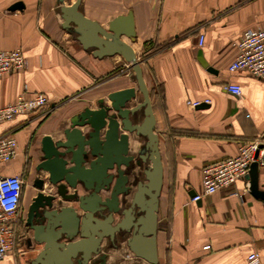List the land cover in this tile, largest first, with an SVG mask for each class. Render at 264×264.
Returning <instances> with one entry per match:
<instances>
[{
  "label": "crops",
  "instance_id": "crops-1",
  "mask_svg": "<svg viewBox=\"0 0 264 264\" xmlns=\"http://www.w3.org/2000/svg\"><path fill=\"white\" fill-rule=\"evenodd\" d=\"M73 1L0 0V51L21 48L26 57L21 71L0 76V107L22 93L30 97L44 92L50 101L47 109L0 123V134L13 132L19 143L17 157L0 163V174L25 178L21 203L27 189H34L17 221L15 251L0 264H31L44 246L34 241L26 223L39 191L34 180L40 175L46 180L44 192L54 191L49 172L38 168L43 138L63 139L72 117L85 108H99L101 99L110 104L108 95L114 91L137 88L134 71L120 54L95 56L63 26L60 7ZM17 3L21 6L11 8ZM80 8L105 28L131 11L135 39H121L141 61L149 91L158 86L163 90V99L153 108L163 163L157 264H264V194L252 191L249 176L192 199L203 190L204 165L237 155L243 142L264 143V80L229 69L243 32L264 27V0H82ZM201 34L204 42L199 45ZM231 83L241 85L239 96L226 89ZM142 99L137 89L129 105ZM128 134L130 153H135L145 138ZM258 185L264 191V165H259ZM254 252L259 256L251 261ZM108 255L107 264H149L125 243Z\"/></svg>",
  "mask_w": 264,
  "mask_h": 264
},
{
  "label": "water",
  "instance_id": "water-1",
  "mask_svg": "<svg viewBox=\"0 0 264 264\" xmlns=\"http://www.w3.org/2000/svg\"><path fill=\"white\" fill-rule=\"evenodd\" d=\"M81 1L60 7L63 26L76 33L82 46L92 48L95 56L120 54L133 69L137 88L114 91L108 95L110 104L101 99L99 108H85L72 117L63 139L43 138L44 155L38 168L49 172L54 191L45 193L46 182L40 179L29 206L26 223L34 241L44 245L31 264H107L108 250L117 247L115 240L123 234H128L124 242L137 258L157 264L163 163L141 61L121 39L123 35L135 39L133 13L115 17L105 28L83 13ZM137 89L143 99L129 105ZM128 133L145 138L136 153H130ZM147 162L151 164L144 167ZM259 165L251 163L247 176L252 191L264 194L258 185ZM132 170L134 182L130 181ZM104 192H108L105 197ZM63 201L75 205H62Z\"/></svg>",
  "mask_w": 264,
  "mask_h": 264
},
{
  "label": "built area",
  "instance_id": "built-area-1",
  "mask_svg": "<svg viewBox=\"0 0 264 264\" xmlns=\"http://www.w3.org/2000/svg\"><path fill=\"white\" fill-rule=\"evenodd\" d=\"M204 42V35L199 37V45ZM238 54L230 63V70H246L264 80V27L248 29L243 32L237 43ZM26 65V57L21 48L11 51H0V76L21 71ZM131 68V67H130ZM226 89L239 96L241 85L231 83ZM49 97L44 92H34L30 97L24 93L14 101L0 107V123L11 120L19 114H30L47 109ZM204 102H210L205 99ZM201 101H194L199 105ZM19 153V143L13 132L0 134V163L11 162ZM264 165V143L257 140L243 142L239 145L238 154L202 167L203 190L192 199L200 200L204 195L220 189L230 188L240 178L246 177L253 162ZM25 178L21 174H0V261L15 251L17 244V221L23 197ZM234 194L242 196L238 191ZM210 245H205L209 248ZM258 253L249 255V260L258 258Z\"/></svg>",
  "mask_w": 264,
  "mask_h": 264
},
{
  "label": "flooded vegetation",
  "instance_id": "flooded-vegetation-1",
  "mask_svg": "<svg viewBox=\"0 0 264 264\" xmlns=\"http://www.w3.org/2000/svg\"><path fill=\"white\" fill-rule=\"evenodd\" d=\"M137 169V168H136ZM136 177V175H135V172H134V170H132L131 171V174H130V181L131 182H134V178ZM40 179H43V180H45L43 177H41L40 175H39V177H37V179H35L34 180V184H35V186L40 182ZM45 182H46V180H45ZM46 184V183H45ZM135 187H134V185H133V189H134ZM51 189V188H50ZM43 191H45V189L43 190ZM38 193V192H37ZM106 195H108V192H104L103 193V196L105 197ZM23 198V197H22ZM20 217V214H18V218ZM128 234H123V235H118V238H117V240H115V243H117V247H113V249H116V250H119L123 245H124V243L126 244V242H124V239L126 238V236H127Z\"/></svg>",
  "mask_w": 264,
  "mask_h": 264
},
{
  "label": "rangeland",
  "instance_id": "rangeland-1",
  "mask_svg": "<svg viewBox=\"0 0 264 264\" xmlns=\"http://www.w3.org/2000/svg\"><path fill=\"white\" fill-rule=\"evenodd\" d=\"M131 70H132V68H130ZM133 71V70H132ZM142 117V116H141ZM135 150H136V147H135ZM135 153H136V151H135ZM34 192V189H32L31 187H29L28 189H27V192H26V195H25V197H24V200L22 201V203H21V207H20V211H19V214H23V213H25V211H26V209L28 208V205H29V202H30V197H31V194ZM129 256V254H128V252H126L125 251V253H124V257L126 258H128V260L127 261H131V258H129L128 257ZM123 257V258H124ZM134 258V256H132V259ZM135 259V258H134ZM137 264H139V263H137Z\"/></svg>",
  "mask_w": 264,
  "mask_h": 264
},
{
  "label": "trees",
  "instance_id": "trees-1",
  "mask_svg": "<svg viewBox=\"0 0 264 264\" xmlns=\"http://www.w3.org/2000/svg\"><path fill=\"white\" fill-rule=\"evenodd\" d=\"M151 100L153 104V108L156 107L157 102L161 101L163 99V90L161 86H158L157 88H152L150 91Z\"/></svg>",
  "mask_w": 264,
  "mask_h": 264
},
{
  "label": "bare ground",
  "instance_id": "bare-ground-1",
  "mask_svg": "<svg viewBox=\"0 0 264 264\" xmlns=\"http://www.w3.org/2000/svg\"><path fill=\"white\" fill-rule=\"evenodd\" d=\"M131 103V102H130ZM123 132V131H122ZM142 138V137H141ZM142 145V144H141ZM145 165V164H144Z\"/></svg>",
  "mask_w": 264,
  "mask_h": 264
}]
</instances>
